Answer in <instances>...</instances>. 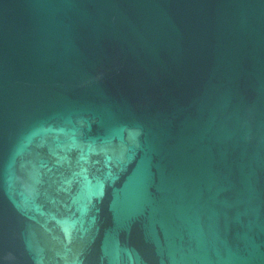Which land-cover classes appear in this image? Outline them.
Segmentation results:
<instances>
[{"label":"water","instance_id":"1","mask_svg":"<svg viewBox=\"0 0 264 264\" xmlns=\"http://www.w3.org/2000/svg\"><path fill=\"white\" fill-rule=\"evenodd\" d=\"M0 264H264V0H0Z\"/></svg>","mask_w":264,"mask_h":264}]
</instances>
